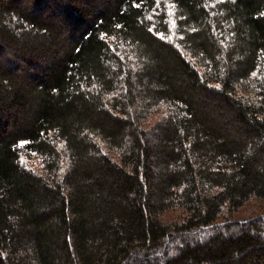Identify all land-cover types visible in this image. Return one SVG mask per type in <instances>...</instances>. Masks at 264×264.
Listing matches in <instances>:
<instances>
[{"label":"trees","instance_id":"obj_1","mask_svg":"<svg viewBox=\"0 0 264 264\" xmlns=\"http://www.w3.org/2000/svg\"><path fill=\"white\" fill-rule=\"evenodd\" d=\"M262 13L0 0V264H264Z\"/></svg>","mask_w":264,"mask_h":264},{"label":"rangeland","instance_id":"obj_2","mask_svg":"<svg viewBox=\"0 0 264 264\" xmlns=\"http://www.w3.org/2000/svg\"><path fill=\"white\" fill-rule=\"evenodd\" d=\"M20 160L25 166L32 168L36 171H38L39 168L42 166L41 158L35 152H27V153L23 152L20 155Z\"/></svg>","mask_w":264,"mask_h":264},{"label":"snow or ice","instance_id":"obj_3","mask_svg":"<svg viewBox=\"0 0 264 264\" xmlns=\"http://www.w3.org/2000/svg\"><path fill=\"white\" fill-rule=\"evenodd\" d=\"M137 7H139V5H137ZM262 14H264V13H262ZM148 19H151V17H149ZM172 25H173V27L176 26V21L175 20L172 21ZM192 30L195 31L196 29H192ZM169 39H171V37H169ZM256 75H257L256 72L252 73V76H256ZM217 87H219V85H217Z\"/></svg>","mask_w":264,"mask_h":264}]
</instances>
